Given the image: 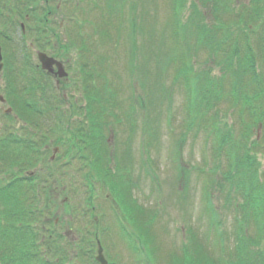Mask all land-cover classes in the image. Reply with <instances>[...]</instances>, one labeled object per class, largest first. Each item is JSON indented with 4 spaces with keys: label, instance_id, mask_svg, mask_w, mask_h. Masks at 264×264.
<instances>
[{
    "label": "rangeland",
    "instance_id": "1",
    "mask_svg": "<svg viewBox=\"0 0 264 264\" xmlns=\"http://www.w3.org/2000/svg\"><path fill=\"white\" fill-rule=\"evenodd\" d=\"M47 1L11 9L13 17L19 16L18 25L10 31L11 42L2 40L6 64L0 77V95L11 97L8 107L13 110L0 115V188L17 173L3 159L29 156L24 153L25 136L35 144L51 143L48 152L43 151L45 145L40 153L27 146L41 161L20 167L21 181L27 180V170L34 171L35 178L17 183L23 187L20 197L35 196L38 209L49 198L48 215L64 234L59 247L38 241L42 257L58 264L61 259L67 264H98V225L111 264H205L211 258L216 264H232L234 201L242 204L239 247L246 243L256 257L264 256V229L254 210L250 212L235 193L242 178L236 175L227 181L221 173L220 167L228 162L225 151L217 161L213 157L217 136L225 145L230 136L238 141L248 136L254 166L264 181V125L257 121L259 115L264 117V0ZM26 14L31 16L28 22ZM20 24L25 25L24 36ZM22 43L24 49L16 46ZM39 51L65 61L70 74L62 91L54 89L38 67ZM179 57L189 63L186 75L177 73ZM180 74L186 78H177ZM14 75H20L15 89ZM183 83L189 90L187 110ZM243 83L247 102L239 98ZM40 86L48 89L46 94ZM208 91L217 93V99L210 97V107ZM40 93L51 97L48 101L55 107L46 109ZM86 98L93 105L89 112L108 125L94 132L103 137L104 145L98 155L102 164L95 167L94 159L89 161L94 155L87 141L93 133L85 124ZM37 102L36 112L45 114L38 116L44 123L36 126L38 119L24 120L28 116L23 105ZM189 111L192 128L187 131L182 124ZM208 116L205 132L201 119ZM79 127L82 131L76 135ZM6 130L21 144L8 147ZM76 136L84 144L74 141ZM75 144L83 147L88 159L78 153L76 158L69 156L66 149ZM56 147L60 157L50 163ZM141 207L159 211L139 217ZM212 216L218 231L208 228ZM42 226L38 217L34 233ZM134 235L143 236L142 242ZM259 243L263 244L258 247ZM186 249L188 255L179 260ZM29 264L41 263L35 259Z\"/></svg>",
    "mask_w": 264,
    "mask_h": 264
},
{
    "label": "trees",
    "instance_id": "2",
    "mask_svg": "<svg viewBox=\"0 0 264 264\" xmlns=\"http://www.w3.org/2000/svg\"><path fill=\"white\" fill-rule=\"evenodd\" d=\"M177 57L178 55H175L174 57V61L176 63L178 62ZM179 59L181 60L180 70L177 73L182 71L186 75L189 68V63L185 60L186 58L183 59L182 57H179ZM185 75H177V78H179L178 76H183L184 78H186ZM19 77L15 76L14 81L18 80ZM262 77L264 79V76ZM15 88L16 85L14 89ZM246 89V86L241 88V91L239 93V98L242 102L248 101L247 94L244 92V90ZM87 94L89 96L88 91ZM205 95L206 100L209 101L208 103H210L209 105L211 106L214 99H210V97H217V94L215 96V94H213L211 91H208L207 93H205ZM95 101L96 99H94V102ZM44 102H46L45 106L48 110L51 109L54 104L53 101H48V97L44 100ZM39 104L40 103L37 102L31 105H25L24 107L26 110L24 111H26V113H28L30 117H33L34 114L37 113L36 111H38L39 109L37 107ZM40 107L43 108V105H41ZM92 108L93 105L91 102V98H87V106L85 108V111L87 112L88 117L87 122L90 124L89 128L93 133V135L88 136L89 140L87 141V143L90 148L97 151L98 153L101 148L100 136H97V134L94 132L95 129H97L100 121H98V118L94 114L92 115L89 112ZM44 114L45 112L41 113L39 117L44 116ZM262 119H264V117H262L261 115L257 117L258 121ZM85 127L86 126H84L83 129ZM100 127L102 128V126ZM76 130L81 132L82 128L79 127ZM77 140L81 141L84 144L82 138L79 139L78 136L74 137V141ZM15 143L16 142H14V144ZM66 151L74 153L75 155L76 153H78L80 156H82V158L85 159L88 158L86 156V152L84 153L83 147H79L76 144L74 148L69 147V150L66 149ZM227 159L229 160V162L224 167L225 169H222L223 175L226 177L227 181L234 179L236 175H239L242 178L240 184H238L237 182V189L235 191L236 196L243 197V203L248 205V208L251 207L250 209H248L250 212L251 210H254L255 214L258 216L260 227L264 229V181H261L258 174L259 169L254 166L253 156L248 150L243 151L241 149L239 150V148L237 147H232V150L229 152ZM17 162L18 159L14 160L12 163V167H18L19 164ZM17 183V180H15L12 184H8V186L5 185L0 188V264H29L35 259H39L41 264H58V261L51 262L47 258L42 257V255L40 254V244L38 245V241L40 240V242L44 241L47 246L53 247L51 243L55 242L56 245L57 243L60 244L61 238L64 237V234L58 231L51 215H48L49 209L52 206L51 204H49V198H47L45 206L42 209H38L36 208L35 197H31L30 199L28 198V195H26L25 198L20 197V194H22L23 191V187L21 185H18ZM220 188L223 190L226 189L225 184L221 183ZM24 193H26L25 190ZM142 215H144L143 212ZM42 216H44L45 219V221L43 222L44 226H42L39 233L36 234L32 229L33 222L38 217L41 219ZM49 217L52 218V222L48 220ZM41 233L45 234L44 238ZM262 239L264 240V238ZM262 244L263 243H259L257 244V246L260 247ZM247 247L248 245L246 243H241L240 247L238 248V260H240V263L244 264L246 262L248 264V260H253V264H264V256L256 257L254 251H248ZM262 247L264 248V244L262 245ZM260 260H263V262L260 263ZM61 264H67L65 262V259H61ZM189 264H193V262ZM205 264H216V262L211 258L209 260H206Z\"/></svg>",
    "mask_w": 264,
    "mask_h": 264
},
{
    "label": "flooded vegetation",
    "instance_id": "3",
    "mask_svg": "<svg viewBox=\"0 0 264 264\" xmlns=\"http://www.w3.org/2000/svg\"><path fill=\"white\" fill-rule=\"evenodd\" d=\"M44 2L48 3L47 0H0V37L3 39L8 40L10 37V21L12 20V11L13 6L15 5H21L26 6L28 8L37 7V3ZM26 19L29 20V17L26 16ZM22 25V29H24V25ZM25 32V29L24 31ZM1 97V96H0ZM10 101L8 99H3V101L0 99V115L7 114V111L10 107ZM11 135V134H10ZM10 140V138H9Z\"/></svg>",
    "mask_w": 264,
    "mask_h": 264
},
{
    "label": "water",
    "instance_id": "4",
    "mask_svg": "<svg viewBox=\"0 0 264 264\" xmlns=\"http://www.w3.org/2000/svg\"><path fill=\"white\" fill-rule=\"evenodd\" d=\"M39 59H40V61H41L42 64H43V68L49 70L50 73H52V66H53L54 64H57L58 69H59V70H58V71H59V72H58V75H59L60 77L66 76V74H65V72H64L63 67H62L61 64L56 63L54 60L47 58V56L44 55V54H40V55H39ZM1 62H2V55H1V48H0V71H1L2 68H3V64H2ZM97 260H98L101 264H108L107 261L105 260L104 256H103L102 248H100V250H99V256H98Z\"/></svg>",
    "mask_w": 264,
    "mask_h": 264
}]
</instances>
